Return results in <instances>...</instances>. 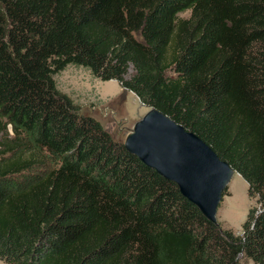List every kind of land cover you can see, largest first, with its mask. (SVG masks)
I'll use <instances>...</instances> for the list:
<instances>
[{
	"label": "trees",
	"instance_id": "16d2710c",
	"mask_svg": "<svg viewBox=\"0 0 264 264\" xmlns=\"http://www.w3.org/2000/svg\"><path fill=\"white\" fill-rule=\"evenodd\" d=\"M68 66L226 162L257 205L241 234L80 114L54 80ZM3 120L23 149L0 162L4 264H264V0H0Z\"/></svg>",
	"mask_w": 264,
	"mask_h": 264
},
{
	"label": "water",
	"instance_id": "95a60500",
	"mask_svg": "<svg viewBox=\"0 0 264 264\" xmlns=\"http://www.w3.org/2000/svg\"><path fill=\"white\" fill-rule=\"evenodd\" d=\"M123 146L143 165L176 184L208 222L219 225L218 207L236 173L200 138L150 108L135 122Z\"/></svg>",
	"mask_w": 264,
	"mask_h": 264
},
{
	"label": "rangeland",
	"instance_id": "374dc122",
	"mask_svg": "<svg viewBox=\"0 0 264 264\" xmlns=\"http://www.w3.org/2000/svg\"><path fill=\"white\" fill-rule=\"evenodd\" d=\"M188 14H183L185 18ZM132 70H129V74ZM57 89L68 96L79 113L100 122L117 141L123 143L135 122L148 108L141 105L131 93L124 91L117 82H102L83 68L68 66L54 76ZM10 126L3 120L0 124V162L15 159L22 152L17 148L16 138ZM24 154V153H22ZM28 155H24L26 158ZM257 207L255 199L248 195L247 183L237 174L231 179L217 211V220L224 230L239 236L251 209ZM0 264H4L0 261ZM239 264H253L245 256H239Z\"/></svg>",
	"mask_w": 264,
	"mask_h": 264
}]
</instances>
